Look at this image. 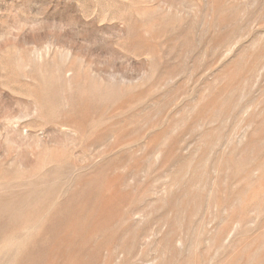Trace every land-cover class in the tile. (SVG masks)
Segmentation results:
<instances>
[{"label": "rangeland", "instance_id": "obj_1", "mask_svg": "<svg viewBox=\"0 0 264 264\" xmlns=\"http://www.w3.org/2000/svg\"><path fill=\"white\" fill-rule=\"evenodd\" d=\"M0 264H264V0H0Z\"/></svg>", "mask_w": 264, "mask_h": 264}]
</instances>
